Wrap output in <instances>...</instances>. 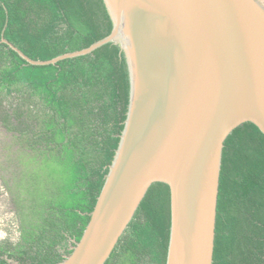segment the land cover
Returning a JSON list of instances; mask_svg holds the SVG:
<instances>
[{"label": "trees", "instance_id": "obj_1", "mask_svg": "<svg viewBox=\"0 0 264 264\" xmlns=\"http://www.w3.org/2000/svg\"><path fill=\"white\" fill-rule=\"evenodd\" d=\"M104 0H0V122L18 145L5 180L19 237L0 264H57L90 219L127 117L130 79L114 42L55 63L110 34ZM6 39V41H3ZM170 187L153 183L105 264H166ZM213 264H264V132L252 122L225 139Z\"/></svg>", "mask_w": 264, "mask_h": 264}, {"label": "water", "instance_id": "obj_2", "mask_svg": "<svg viewBox=\"0 0 264 264\" xmlns=\"http://www.w3.org/2000/svg\"><path fill=\"white\" fill-rule=\"evenodd\" d=\"M125 54L130 98L90 219L57 264H105L153 183L170 187L166 264H213L224 142L264 132V6L258 0H104ZM6 41V39H3Z\"/></svg>", "mask_w": 264, "mask_h": 264}, {"label": "rangeland", "instance_id": "obj_3", "mask_svg": "<svg viewBox=\"0 0 264 264\" xmlns=\"http://www.w3.org/2000/svg\"><path fill=\"white\" fill-rule=\"evenodd\" d=\"M264 4V0H259ZM18 145L0 122V242H16L19 237V224L16 219V198L5 185L17 169Z\"/></svg>", "mask_w": 264, "mask_h": 264}, {"label": "flooded vegetation", "instance_id": "obj_4", "mask_svg": "<svg viewBox=\"0 0 264 264\" xmlns=\"http://www.w3.org/2000/svg\"><path fill=\"white\" fill-rule=\"evenodd\" d=\"M259 1V0H258ZM259 2H261V1H259ZM261 4L264 6V4L261 2Z\"/></svg>", "mask_w": 264, "mask_h": 264}]
</instances>
